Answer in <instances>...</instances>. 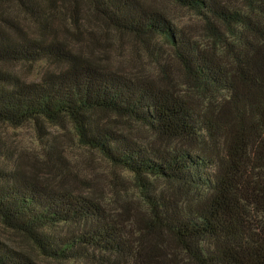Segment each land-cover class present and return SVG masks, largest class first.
I'll return each instance as SVG.
<instances>
[{
    "label": "trees",
    "instance_id": "obj_1",
    "mask_svg": "<svg viewBox=\"0 0 264 264\" xmlns=\"http://www.w3.org/2000/svg\"><path fill=\"white\" fill-rule=\"evenodd\" d=\"M171 2L199 32L152 0H0V124H72L143 200L0 144V227L31 245L0 264H264V0Z\"/></svg>",
    "mask_w": 264,
    "mask_h": 264
},
{
    "label": "rangeland",
    "instance_id": "obj_2",
    "mask_svg": "<svg viewBox=\"0 0 264 264\" xmlns=\"http://www.w3.org/2000/svg\"><path fill=\"white\" fill-rule=\"evenodd\" d=\"M155 5H159L165 11H168L178 24H191L192 31L195 30L199 32V28L195 27L197 23V18L189 11L180 6L175 5L171 0H152ZM196 22V23H195ZM198 34V33H196ZM200 34V33H199ZM113 39V38H112ZM112 39H110L112 41ZM206 41V40H205ZM116 46L127 44L130 48L133 46V41H112ZM106 46V42L104 43ZM119 52L115 51V54ZM144 58H146L144 56ZM130 64V63H129ZM126 63L125 67L128 69L133 68V65ZM48 67L46 63H37L33 66V71L31 72L30 66L25 69L22 66H16V70L26 76L27 79H36L41 76L42 70ZM45 127H48L49 133L44 137H40V132H37V127L34 122H27L20 127H13L9 124H0V144L3 146V150L6 152L7 158H12L15 155H19L22 160H26L28 164V169L30 171L39 173L40 175L46 176L48 174L47 169L43 167L41 171L34 166V160L39 158H44L45 151L51 142H55L58 146L59 151L63 153L65 157V162L69 168L73 169L81 175V177L94 176L99 181V187L103 188L105 192L103 194V199L105 204L110 206H117L115 199L116 189H119L123 194V199L121 201L134 200L135 206L139 207L142 204L141 194L135 185L133 175L129 172H121L122 178L113 179L114 174L112 168L97 154L88 151L86 148L82 147L77 141L75 130L70 123L52 125L49 123H44ZM67 159V160H66ZM115 180L117 184L116 189L112 188L111 185ZM156 185L162 189L170 188L169 184L164 179H158ZM83 184H80V189L87 193L88 189L84 188ZM174 191V190H173ZM100 195V194H99ZM0 236L2 239L13 247H18L20 249L30 250L31 245L21 236L0 227ZM43 264H58L51 260H42Z\"/></svg>",
    "mask_w": 264,
    "mask_h": 264
}]
</instances>
